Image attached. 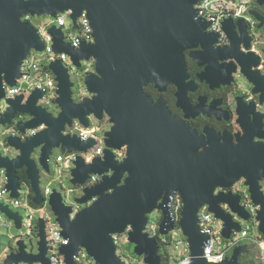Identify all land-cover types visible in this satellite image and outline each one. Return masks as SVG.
<instances>
[{
    "label": "water",
    "instance_id": "1",
    "mask_svg": "<svg viewBox=\"0 0 264 264\" xmlns=\"http://www.w3.org/2000/svg\"><path fill=\"white\" fill-rule=\"evenodd\" d=\"M200 1L0 0V102L6 96L5 83L17 85L22 66L32 52L46 50L39 29L23 17L55 18L71 11L74 26L79 28L78 20L86 13L93 29L94 43H82L79 48L66 43L63 31L56 26L48 30L55 54L68 55L78 69L83 61L94 60L95 71L84 79L90 97L75 101L71 74L61 60H56L49 68L58 82V115L38 105L46 95L44 90H35L25 104L24 95L9 100V107L0 115V128L12 126L19 114L32 118L17 124L22 134L47 125L45 131L25 141L14 136L7 139L6 145L18 152L16 157L0 152V170L7 172L11 198H20L19 173L25 171L34 194L33 204H44L41 172L51 173L49 162L54 149L78 154L71 171L74 187L85 186L91 175L102 177L100 183L84 188L83 196L76 199L87 207L74 219L73 208L66 206L61 192L53 190L50 196L49 205L63 229L62 236L69 240L61 248L66 264H76L82 248L97 264H127L118 255L114 237L122 235H127L135 255L145 264H162L158 241L145 231L154 212L162 214V235L175 229L170 204L177 195L183 202L178 225L190 244L192 264H214L204 257L210 236L200 228L199 213L208 206L224 222L225 240H230L234 231L240 233L241 224L221 206L227 204L233 213L250 220L241 197L225 192L243 178L253 203L260 207L256 219L264 236V143L253 141L264 135L253 133L249 124L243 126L245 135L236 143L232 137L211 130L199 135L175 118L162 99L154 103L145 93L151 84L160 92L176 86L179 107L186 118L200 114L201 108H191L183 99V85L189 77L185 52L199 46L202 52L192 53L191 58L199 60L201 66L208 65L207 77L220 83V48H214L219 34L208 32L212 22L200 17L195 8ZM231 22L225 21L222 28L228 31ZM106 117L112 127L104 135V154L87 163L83 154L98 141L66 134L67 127L79 121L89 129L91 118L101 122ZM124 148L126 156L119 160L116 152ZM36 151L40 152L39 161L33 158ZM4 214L18 230L22 228L19 212L0 205V216ZM38 236V254L28 253L21 240L19 252L11 253L3 264H52L47 256L44 219L39 220ZM247 250V245L239 246L231 258L219 264H242Z\"/></svg>",
    "mask_w": 264,
    "mask_h": 264
},
{
    "label": "built area",
    "instance_id": "2",
    "mask_svg": "<svg viewBox=\"0 0 264 264\" xmlns=\"http://www.w3.org/2000/svg\"><path fill=\"white\" fill-rule=\"evenodd\" d=\"M195 8L199 11L200 16L206 21L212 22L210 28L211 32L220 34L222 31L223 23L230 17L236 14V0H201ZM72 12H66L64 14H59L53 20L46 24V30L41 32L43 42L46 45V50L43 53H38L33 51L31 56L25 61L22 66V78L18 80L17 85L12 87L5 83L6 96L0 102L2 104L0 108V115L6 111L9 107V100L15 99L17 96L24 95L25 99L23 104H25L28 98L32 95L35 90H44L46 95L38 103L39 106L49 111V108L56 104L58 95V82L53 72L50 70L49 66L52 62L56 60H61L66 68H68L70 74L72 75L78 68L71 61V58L66 54L57 55L53 50V40L52 36L48 33V30L52 26H56L61 29L65 35V42L71 44L74 48H79L82 43H94L93 29L91 27L90 21L86 15L83 13L82 17L78 20L79 28H75L74 22L71 18ZM31 16L23 17L24 21H30ZM75 30V34H73ZM35 54V55H34ZM37 54H43L46 56L45 63H41L37 57ZM70 62V64H69ZM83 66H85L84 73L89 75L95 71V62L83 61ZM57 105V104H56ZM51 113V112H50ZM55 115L54 113H52ZM56 116V115H55ZM32 119V118H30ZM25 115L19 114L13 121L12 126L1 127L0 128V138H5L6 144L9 137H20L22 140H27L30 137L37 135L47 129V125L42 124L37 128L28 129L25 134L20 133L17 129V124L20 122H26ZM4 128L3 131L1 129ZM96 130L94 128H85L79 121H75L73 127H67L66 134L78 135L84 140L89 138H95L98 144L91 149L88 153L83 154L87 163H91L94 158L102 157L105 150L104 143H101L98 137L95 136ZM2 143L0 142V152L2 148ZM38 153L37 156H35ZM3 154V153H2ZM117 158L119 160L123 159L120 152H116ZM78 154H69L64 152V155H58L56 158V164L58 167V174L64 175V171H68L71 176V171L74 169V161L76 160ZM3 156L7 157L3 154ZM33 158L39 161L40 152L36 151L33 154ZM44 172V170H42ZM41 172V175H42ZM46 173V172H44ZM102 177L99 175H91L90 179L85 186H80L83 189L86 187H93L101 182ZM0 205L14 206L25 209L26 215L24 216L21 212L20 215L23 218L22 228L23 234L17 239L18 241L11 247L6 248L3 254V262L8 258L11 253H18L19 246L18 242L23 240L27 245V252L32 254L39 253V246L35 247L33 245V240L40 241L39 238V219L36 217L37 213L44 214L41 219L46 222V231L48 239V258L51 260L52 264H66L65 256L61 253V248L64 245L69 244V240L62 236L63 229L61 228L57 217L54 215V220L49 215L44 213V208L49 205V199L53 191L50 189L42 188L45 196V202L42 206L37 207L32 202L31 192L28 189L26 192V198L21 199L22 189L20 192L19 199L11 198V193L7 190L8 178L5 169L0 170ZM42 181V179H41ZM242 187L234 186L232 191L235 195L241 197V205L249 212L251 219L249 224L242 228V232L237 233L234 231L230 240H225L223 237L224 222L216 218L215 214L209 211V207L205 206L201 209L199 213L200 228L203 233H207L210 236V240L207 242L204 249V257L208 262L219 264L222 263L227 258H231L233 251L241 245L242 242H248V245L254 248H258L260 253V260L264 264V236L259 230L260 223L256 219L259 206H256L251 198L249 188L244 184L242 180ZM264 188V182L261 183ZM22 187H26L22 184ZM34 196V194H33ZM83 196V193H82ZM81 196V197H82ZM34 198V197H33ZM80 198V197H79ZM96 199L89 203L91 205ZM64 203L66 206L73 208V213L71 218L74 219L76 215L84 208L87 207L78 204L76 201L73 205L69 204L65 199ZM172 216L176 223V227L168 235H162L160 233V223L161 218L158 222L150 221L147 226L145 233H148L151 238H155L161 248L166 250L169 264H192V255L190 244L187 238L183 235L182 229L179 227L178 223L181 219V212L183 209V202L179 195L172 198V203L170 204ZM224 210L231 213L234 216L235 221H244L240 216L234 214L228 205L222 206ZM54 214V213H53ZM14 225L15 222L13 221ZM0 227H1V216H0ZM2 228V227H1ZM130 228L128 229V231ZM115 242H119L120 236H114ZM27 240V241H26ZM30 243V244H29ZM117 244V243H116ZM76 264H97L93 258L90 257L87 250L82 248L79 255L75 258ZM127 264H131L129 261H125ZM25 264V263H21ZM138 264H145L144 260L141 259Z\"/></svg>",
    "mask_w": 264,
    "mask_h": 264
},
{
    "label": "flooded vegetation",
    "instance_id": "3",
    "mask_svg": "<svg viewBox=\"0 0 264 264\" xmlns=\"http://www.w3.org/2000/svg\"><path fill=\"white\" fill-rule=\"evenodd\" d=\"M236 8V14L227 19L232 20L229 30L222 28L214 46L220 48V83L207 77L208 65L201 66L199 60L191 58L192 53L202 52L200 46L185 52L189 77L183 85V99L191 108H201L200 114L186 118L176 86L165 92L153 84L145 88L154 103L162 99L175 118L199 135L211 130L232 137L235 143L245 135L243 126L247 124L253 133L264 135V0H236ZM253 141L264 143V138L256 136ZM126 152V148L121 151L123 159Z\"/></svg>",
    "mask_w": 264,
    "mask_h": 264
},
{
    "label": "rangeland",
    "instance_id": "4",
    "mask_svg": "<svg viewBox=\"0 0 264 264\" xmlns=\"http://www.w3.org/2000/svg\"><path fill=\"white\" fill-rule=\"evenodd\" d=\"M53 18L51 17H32L31 23L38 28L41 32H44L46 30V24L51 22ZM75 30H73V34H75ZM35 55V54H34ZM37 57L41 63H45L46 56L43 54H37ZM70 64V62H69ZM85 66H82L81 69H77L73 72L71 75L72 81L75 84L74 90H77L80 92L81 101L87 97H90V95L87 93L85 86H84V79L86 77L84 73ZM80 101V102H81ZM2 104L0 103V108ZM49 111L51 113H54L55 115H58L60 112L59 107L56 104H53L52 107L49 108ZM107 118V117H106ZM104 119L103 121L99 122L94 118H91V128H94L96 130L95 136L98 137L99 141L101 143H104V135L106 132H108L111 129V124L107 119ZM25 119L28 120L30 117L28 115H25ZM4 128L1 129L3 131ZM0 142L3 144L1 148V152L9 156L11 158H14L17 156L18 152L15 149H11L9 146L6 145L5 138H0ZM104 146V144H103ZM121 153V152H120ZM38 153L35 155L37 156ZM58 155H64V152L61 149H54L53 155L50 159V168L51 173L47 174L42 172V181H41V187L44 189H50V190H58L61 192L64 196V199L71 205H73L79 197L82 196V190L79 187H74L71 183V176L68 171H64V175L60 177L58 174V167L56 164V158ZM1 183V180H0ZM238 187H242L243 184L237 185ZM27 187H22V194L21 199L23 200L26 198V192ZM12 210L15 212H21L24 216L26 215L25 209L11 206ZM44 213L46 215H49L52 220H54V214L52 212V209L50 205H46V208H44ZM160 212H154L149 216L150 221L158 222L161 218ZM44 216V214L37 213L36 217L40 220ZM249 224V222H242V225L246 227ZM1 230H0V238H1V246H0V264L3 262V254L4 250L6 248H9L13 246L18 240V238L23 234V231L18 230L16 226L14 225L13 221H11L5 214L1 216ZM121 237V236H120ZM27 241V240H26ZM33 245L35 247H38V241L33 240ZM117 243L118 248V255L123 258L124 261H129L131 264H138V262L141 261L140 258H138L134 253V246L129 242L128 237L125 235H122V237L119 239V242ZM30 244V243H29ZM247 245L248 242L244 241L241 243V245ZM249 251H251V258L249 259L250 264H263V262L260 260V253L258 252V248H251L250 246ZM248 251V252H249ZM243 261V257H242ZM244 263V261L242 262Z\"/></svg>",
    "mask_w": 264,
    "mask_h": 264
},
{
    "label": "trees",
    "instance_id": "5",
    "mask_svg": "<svg viewBox=\"0 0 264 264\" xmlns=\"http://www.w3.org/2000/svg\"><path fill=\"white\" fill-rule=\"evenodd\" d=\"M74 98H75V101L76 102H80L81 101V96H80V92L79 91H77V90H74ZM19 176H20V178H21V182H22V184H24L29 190H30V192H31V197H32V199H33V192H32V190L30 189V184H29V181L27 180V177H26V175H25V173H19ZM161 221H162V219H161ZM250 249V248H249ZM249 251V250H248ZM251 251H249V252H247L244 256H243V261H244V263L243 264H250L249 263V259L251 258ZM161 257H162V264H169V259H168V256H167V253H166V250L164 249H162V251H161ZM242 261V262H243Z\"/></svg>",
    "mask_w": 264,
    "mask_h": 264
},
{
    "label": "clouds",
    "instance_id": "6",
    "mask_svg": "<svg viewBox=\"0 0 264 264\" xmlns=\"http://www.w3.org/2000/svg\"><path fill=\"white\" fill-rule=\"evenodd\" d=\"M242 180H244V184H245V179L243 178ZM242 180L241 181H239L238 183L240 184L241 182H242ZM262 182H264V181H262ZM238 183H236V184H238ZM236 184H235V186H236ZM246 185V184H245ZM262 185V184H261ZM248 187V186H247ZM263 187V186H262ZM234 188V187H233ZM249 188V187H248ZM228 191H231L232 193H233V191H232V189H230V190H225V192H228ZM263 191H264V188H263ZM250 192V191H249ZM217 194V193H216ZM234 194V193H233ZM251 194V193H250ZM235 195V194H234ZM239 196V195H238ZM224 205H227V204H224ZM224 205H222V206H224ZM221 206V207H222ZM242 206V205H241ZM244 207V206H243ZM222 209H223V207H222ZM231 209V208H230ZM224 210V209H223ZM226 211V210H225ZM227 212V211H226ZM248 212V211H247ZM228 213V212H227ZM249 213V212H248ZM231 214V213H230ZM235 214V213H234ZM239 216V215H238ZM234 217V216H233ZM243 219V218H242ZM250 219H251V216H250ZM244 220V219H243ZM248 221H250V220H248ZM248 221H246V220H244V222H248ZM236 222H238V221H236ZM242 222L243 221H239L238 223H240L241 224V226H242V228H243V225H242ZM260 230V229H259ZM236 232V231H235ZM242 232V231H241ZM237 233H239V232H237ZM262 234V233H261ZM263 235V234H262ZM243 245V244H242ZM242 245H240V246H242ZM247 246L249 247V245L247 244ZM251 247V246H250ZM251 248H254V247H251ZM248 250H249V248H248ZM248 250H247V252H248ZM241 263H242V261H241ZM243 264V263H242Z\"/></svg>",
    "mask_w": 264,
    "mask_h": 264
}]
</instances>
